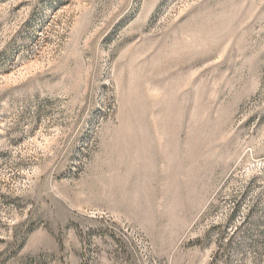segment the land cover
<instances>
[{
  "label": "rangeland",
  "instance_id": "rangeland-1",
  "mask_svg": "<svg viewBox=\"0 0 264 264\" xmlns=\"http://www.w3.org/2000/svg\"><path fill=\"white\" fill-rule=\"evenodd\" d=\"M0 264H264V0H0Z\"/></svg>",
  "mask_w": 264,
  "mask_h": 264
}]
</instances>
